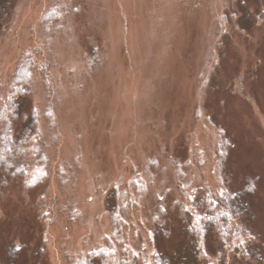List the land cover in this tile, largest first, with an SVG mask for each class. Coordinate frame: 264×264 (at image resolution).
I'll return each mask as SVG.
<instances>
[{
	"label": "rangeland",
	"instance_id": "374dc122",
	"mask_svg": "<svg viewBox=\"0 0 264 264\" xmlns=\"http://www.w3.org/2000/svg\"><path fill=\"white\" fill-rule=\"evenodd\" d=\"M101 250L264 264V0H0V264Z\"/></svg>",
	"mask_w": 264,
	"mask_h": 264
},
{
	"label": "trees",
	"instance_id": "16d2710c",
	"mask_svg": "<svg viewBox=\"0 0 264 264\" xmlns=\"http://www.w3.org/2000/svg\"><path fill=\"white\" fill-rule=\"evenodd\" d=\"M11 105L8 107L6 112L12 111L16 108V104L14 102L11 103ZM32 120H30V122L27 124V127L24 128L23 133L21 135L22 138H27L29 139L31 136V132H32ZM4 140L7 141V147L3 148V156L2 159L6 160L7 155L16 150V148L18 147V145L21 143V140H16V142L14 140L9 141L8 139H6L4 137ZM248 193L247 190H244L243 192H240L236 195H233L231 197L229 196H225V197H219V199L217 200L218 204L215 202L211 203V206L208 208L206 214H196L194 216V219L196 220V226L194 227H188L189 230H191L192 233H194V239L195 241H199L201 240L202 237H205L208 233V231H213L215 233V231H217L219 233V236L221 238L222 241L227 242L228 239L226 238V234L228 233H232V235L236 234V230L233 232L232 229H235V226H231V223H234V217H237L238 212L242 211L243 212V207H244V200H245V196ZM203 202V200H202ZM214 203V204H213ZM212 212L214 214H212ZM231 213V214H230ZM202 221L204 223H202ZM223 221L224 222V226L220 225V222ZM221 234H224V237L221 236ZM96 256V258H98L96 264H106L104 262L106 253L104 250H101L98 253L95 252H91L88 254V256L86 258H84V261L81 264H94L93 262H91L92 257ZM100 256L103 260L99 261V257ZM127 258H131L132 262L134 264L138 263V256L135 255L133 252H129L128 253V257ZM159 259L158 264H167V262L165 261V259L160 256V257H156V260ZM128 264V262H127Z\"/></svg>",
	"mask_w": 264,
	"mask_h": 264
}]
</instances>
